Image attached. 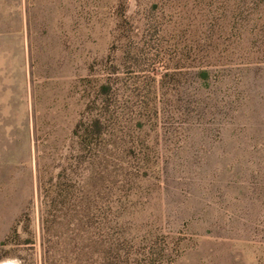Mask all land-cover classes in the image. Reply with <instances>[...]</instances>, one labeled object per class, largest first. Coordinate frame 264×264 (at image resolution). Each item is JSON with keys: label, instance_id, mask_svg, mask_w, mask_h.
I'll list each match as a JSON object with an SVG mask.
<instances>
[{"label": "rangeland", "instance_id": "rangeland-1", "mask_svg": "<svg viewBox=\"0 0 264 264\" xmlns=\"http://www.w3.org/2000/svg\"><path fill=\"white\" fill-rule=\"evenodd\" d=\"M105 224L264 264V0H0V264H98Z\"/></svg>", "mask_w": 264, "mask_h": 264}, {"label": "trees", "instance_id": "trees-1", "mask_svg": "<svg viewBox=\"0 0 264 264\" xmlns=\"http://www.w3.org/2000/svg\"><path fill=\"white\" fill-rule=\"evenodd\" d=\"M120 6H122V3L120 4ZM124 13L125 12L123 8H121L120 11L118 12V17H119L118 22L121 21L120 23L121 25L119 26V28L121 27L120 30L122 29V31L124 28L123 27L124 24L122 23L126 21V17L124 18ZM128 38H130V35ZM100 92L103 94L107 93V89L105 85L100 86ZM100 119L101 117L94 119L92 123L93 125H91V127L94 126L93 129L94 131L96 130L97 126L101 125ZM82 122H83L82 120L78 121V123L75 126V131H78ZM96 132L99 131L97 130ZM123 225L124 223H120L119 226L123 228ZM104 230L105 231L103 232L100 238L98 264H164L165 262L164 257L163 256L153 257V254L150 251V247H147L148 246L147 243L143 244L144 246L139 250L133 249L132 245L129 246L127 245L132 243L133 238L123 233L122 230L121 232H117L116 235H113L112 233L107 231L106 224ZM44 262L46 264L45 257H44Z\"/></svg>", "mask_w": 264, "mask_h": 264}, {"label": "bare ground", "instance_id": "bare-ground-1", "mask_svg": "<svg viewBox=\"0 0 264 264\" xmlns=\"http://www.w3.org/2000/svg\"><path fill=\"white\" fill-rule=\"evenodd\" d=\"M1 264H15L13 262H5V263H1Z\"/></svg>", "mask_w": 264, "mask_h": 264}]
</instances>
